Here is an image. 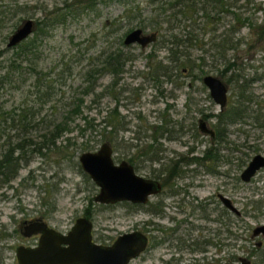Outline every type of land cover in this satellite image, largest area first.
I'll use <instances>...</instances> for the list:
<instances>
[{"label": "rangeland", "instance_id": "374dc122", "mask_svg": "<svg viewBox=\"0 0 264 264\" xmlns=\"http://www.w3.org/2000/svg\"><path fill=\"white\" fill-rule=\"evenodd\" d=\"M89 1L0 0V73L5 71L7 62L16 55L15 52L18 48L7 47L8 37L20 19L31 17L33 3L42 6L45 3L48 22L45 31L37 38V47L34 49L36 56H33L34 59L31 63L32 66L34 65V70L31 72L27 70L31 66L28 60L31 57L30 53L27 55L28 58L19 56L17 61H20L22 68L26 67L25 72L20 77L15 72V83L8 82L0 89V99L4 105L10 107L25 102L35 108L37 113L35 121L40 127L33 129L31 132L33 137L44 131L45 123L57 120L56 118L64 115L66 110L74 107L76 103L80 104L81 111L72 114L73 116L69 120L71 130L57 139V143L61 144L64 143V136L70 135L72 144L69 146V151L73 150L75 157L62 158L61 161L56 162L57 156L45 157L34 154L28 164L19 169L18 176L11 183L17 185L20 178L25 176L30 169L34 180L27 179V184L19 186L16 191L5 186L0 188V231L4 228L8 233L5 238L0 240V264H18L15 247L18 244L33 245L36 243V237H25L18 229L23 219L42 216L51 226L66 232L75 218L82 215L86 206L89 205L94 239L110 243L119 233L142 229L145 219L154 218L153 215L145 214L142 208L133 206L128 201L103 204L92 199L97 191V186L89 176L84 175L82 169V172L79 170L77 157L84 150H96L101 142L107 139L102 136L98 125L96 129H87L83 135H79L78 129L79 126H82L83 115L94 117V122H96L102 118L108 108L116 107L124 126L115 131L116 136L111 142L114 148V161L118 162L122 158L127 159L132 155L137 165L135 171L141 175L153 177L159 163L158 161L151 162L141 151L143 145L151 141L152 135L157 133L153 132L151 125L161 123V112L165 102L174 104L169 110L174 119L179 118V114L185 111L184 107L187 106L185 104L187 97L185 96L188 94L192 98L191 101H188L190 102L188 106L194 111L195 120L201 112H215L218 109L209 90L198 78H195L192 89H189L185 83L175 89V94L171 95L170 88L173 87V79H176L174 75L170 79L166 75H160L158 81L149 77L151 73L149 65L151 62L153 63L147 56V53L150 52L156 55L155 58H161L166 71L171 74L182 69L181 67H172L174 62L166 57L170 51L166 45H160L159 41L167 37L171 31L180 36L179 32H183L181 30L183 21L171 29H166L169 26L168 21H162L157 41L149 43L143 48L138 43L124 45L122 41L127 28L144 25L145 31H151L156 26L153 17L158 18L159 16L155 10L153 11V6L148 4L147 0H95L91 6H88L87 2ZM237 3H244V0H238ZM244 8L242 7V9ZM166 12L168 13L169 10ZM246 13L252 15L257 21H264V0L248 2ZM34 14L42 16L43 10L38 9ZM162 17L163 14L160 15V18ZM173 20L172 23L176 22ZM234 21L232 16L221 13L217 22L208 24L207 32L203 33L198 28L194 30L205 43L203 47H191L189 49L190 58L195 59V63H197L200 62L199 57L202 56L203 69L224 80L233 74L232 68L224 70L229 60H234L238 64L237 66L244 67L241 71L245 75H252L255 67L258 66L257 72L263 77L252 82V90L264 98V47L258 43L252 48L248 47L247 43L254 40L255 35H250L247 26L233 32L229 31L234 25L232 24ZM212 26L214 29H209ZM34 34L29 35L28 39L35 37ZM227 35L231 36L233 41H238V44L237 47L227 48L224 52L225 56L222 57L211 45L213 41H218L220 36ZM181 37H185V35ZM246 41L248 42L246 43ZM117 49H121L130 58L125 62L123 71L115 77V82H112L113 77L110 73L104 72L98 77L95 85V91L99 92V95L83 93L86 82L83 80L82 73L87 68L89 59L96 66H101L100 62L104 55L100 54L101 51L106 53L107 50ZM235 71H237L236 68ZM188 78L185 76V80ZM180 79L184 78L180 77ZM36 82L39 83L41 89L39 92H36ZM108 84L110 87L108 90H104ZM49 87L52 88L51 95ZM161 87L166 89L165 94L159 93ZM44 89L47 91L46 97ZM228 94L232 98L235 97L231 89ZM44 98L46 99L44 100ZM204 107L206 108L204 109ZM190 122L186 120L184 124L188 126ZM177 126L178 124L173 123L171 127L177 128ZM249 126L248 123L231 125L227 136L230 143H222L217 162L208 160L207 165L211 164L219 171L227 169L229 173L232 169L233 175H236L254 154H264V135H260L258 129H252ZM242 127L249 129L247 134L241 130ZM13 131V129H1L0 145L6 132L12 134ZM157 140L159 141L157 145L162 143L166 149L163 154L169 157L168 159L177 156L175 151H187L191 145L194 148L189 155H200L204 147L211 144L209 136L200 134V132L197 137L184 133L179 139L160 137ZM84 142H87L88 147L81 149L80 146ZM234 144L237 149L230 150V146ZM241 159L244 162L240 167ZM166 162L165 159L163 164ZM192 162L188 166H194L195 162ZM184 173L187 174V172ZM199 173H196V177H193L192 180L194 181V178L203 179L202 185L192 187V191L203 195L206 192V175L203 176L200 171ZM226 179L228 176L207 173V196L216 197V192L221 190L232 199L238 200V206L245 207L249 210V214L258 215L245 218L243 235L246 239V236L248 237L250 234V226L255 223H264V168L260 169L250 181L239 182L240 188L237 194L232 183H224ZM45 182L49 183L48 194L43 191L46 185L43 186L44 188L40 186ZM43 194L46 195V203H42ZM157 197V195H153L152 200H156ZM210 219H207L208 226L211 228L219 226L218 222ZM225 222L226 226L229 225L227 220ZM232 225L236 230L235 221ZM223 226L225 227V225ZM225 240L227 239L225 238ZM262 240L264 245V237ZM229 248L235 250V238L231 239L227 248L225 247L226 250ZM209 251L208 255L217 257L213 246ZM226 253L228 257L230 254ZM129 264H161L157 248L152 249L146 257L144 254H140Z\"/></svg>", "mask_w": 264, "mask_h": 264}, {"label": "flooded vegetation", "instance_id": "af4514ba", "mask_svg": "<svg viewBox=\"0 0 264 264\" xmlns=\"http://www.w3.org/2000/svg\"><path fill=\"white\" fill-rule=\"evenodd\" d=\"M90 2H95V0H90L89 2H87L88 6ZM44 4L43 6L40 4H34V3L31 5L32 15L29 18L33 20V24H32V31L30 32L29 35H31L32 33H35L34 34L35 37L28 39L29 35H27L22 40L18 41L17 43L11 46H7V47H10V48L18 47L19 48V45L23 44L26 41H33L35 45L33 50L37 47L38 35L45 31V26L48 24L47 10ZM38 9L43 10L42 16H37L34 14L35 11H37ZM24 19L25 18L20 19V22L16 24L14 30ZM178 23L180 22H177V21L173 22L171 26L166 27V29H171L174 26H176ZM42 26L44 28H42ZM138 27L142 29L143 33H150L151 31H156L155 39L153 41L148 42L144 46H142L139 42L125 43L124 42L125 35L132 29H135ZM186 28H184L183 23H182L181 30L183 32L182 33L179 32L180 36H178L177 33L171 31L167 34V37L159 41L160 45H163V46L166 45L168 51H170V49L168 48V46L170 45L169 41L173 40L174 37L175 39L178 38L181 40L186 38V35L185 37H181L184 35ZM152 29L153 30L151 31H145L144 25L136 26V27L135 26L129 27L124 31L122 42L124 45L138 43L143 48L147 46L149 43L157 41L158 34L160 33L159 32L160 26H158L157 24ZM117 50H121V49H117ZM112 51H116V50H112ZM30 54H31V57L29 58L34 59L33 56H36L35 53L33 52ZM152 54L154 55V57L148 56L150 62L153 61L154 59H157L155 58L156 55L154 53ZM122 55H124L125 57L127 56V54L125 53H123ZM177 55L178 54H175L173 50H171L170 53L166 55V57L169 58V60L170 59L172 60L171 62H174L172 67H177L176 65H179L178 61H174L176 59L179 60V57H177ZM20 56H23V55H20ZM129 58L130 56L128 55V57H126L125 62ZM150 58H153V59H150ZM157 60H161V58ZM124 65L122 66V71H123ZM166 70H167L166 67H163L159 71L160 74L158 75V77L160 75H166L170 79L174 75L176 79H173V82H174L173 87L170 88L171 95H174L175 94L174 90L180 88L185 83L189 89H192L194 87L195 78L200 79L203 85L208 89V87L203 81L204 75L207 74L206 71L200 72L199 70H194V69L183 67L181 70H177L175 72L172 71L174 73L171 74V72H168ZM121 72H119L118 75ZM185 76H188L189 78L185 80ZM180 77H183L184 79H180ZM220 78L224 82H226V84L228 85V92H229L230 85L227 82V78L226 80H224L222 77ZM158 80L159 79L157 78L156 81ZM165 91L166 89H164L163 87L159 89L160 94H165ZM185 97H187L186 98L187 101L185 100V104L187 106L184 107L185 111L183 113L181 112L182 114H179V118H177L178 120L171 117L169 113V110L172 109L174 104L172 102H165V105L161 112V123L153 124V125H157V128L155 127L156 128L155 131L157 133L156 134L154 133L151 137V141L146 142L142 147L143 150L141 152H143V154H145L151 162L158 161L159 163V166L156 168V173L153 177L142 175L146 178H151L155 180L159 185L158 190L156 192L148 194L146 200L142 202H133L130 200H119V201H128L132 203L133 206L142 208L145 214L154 216V218L152 219H145L142 229H139L146 236V244L144 248L136 256L132 257L127 264H129L132 259L136 258L140 254H144L146 257L147 255L150 254V251L154 248H157L158 259L161 264H264V248H263L264 245H263V240H262V238L264 237V230L258 228L260 226H264V223H255L252 226H250L251 228L250 234L248 237L246 236V239L243 235L244 228H245V224H244L245 218L248 216L257 217L258 215L249 214L248 213L249 210H247L245 207L238 206V200L232 199L226 193L221 192V190L216 192V197L207 196V173H215V174H221L223 176L224 175L228 176V179L224 180V183L225 184L229 182L232 183L234 185L233 189L236 191V194H237L238 189L240 188L239 182L250 181L251 178L260 169L264 167L257 169L255 173L249 178V180H244V178L242 177V171L245 166L242 167L240 171L236 173V175H233L232 169L229 173L227 169H225L224 171H219L213 165L211 164L207 165L208 160H210V162L211 161L217 162V160L220 157L218 152H219V149L222 143L224 144L230 143V140L227 138V136L230 131L231 125H228L226 129H224V136H220L217 133V129H216V122L218 120V115L222 111H224L225 108L228 106L230 96L227 93V102L222 108H220L219 105L213 100L215 104L218 106V109L215 112H201L200 116H198L196 120H195V115L193 113L194 111H192V108L188 106L190 104V102L188 101L192 100L191 95L188 94ZM205 108L206 107H204V109ZM175 111L180 112L177 109H175ZM201 119L205 122L206 127L208 126L213 129V132H214L213 135H211L210 133H207L206 131L201 130L200 128ZM186 120L189 122L191 121L188 126L184 124V121ZM173 123L178 124L177 128L171 127L173 126ZM199 132L200 134H203L206 136L208 135L211 141V144H209V146H205L200 155L198 154L189 155L190 153H192V150L194 148V146L191 145L189 146L187 151H175L177 156L175 158L172 157V159L171 158L168 159L169 157H166V155L163 154V152L166 149L163 147L162 143L157 145L159 143L157 139L160 137L167 138V139H176V138L179 139L180 136H183L184 133H189L193 135V137H197L199 135ZM112 140H107V141L110 143L112 147V156H113L114 148L111 143ZM150 143L153 144L152 149H154V152L150 151L152 153H149V152L145 153L144 148H146L147 145ZM234 148L237 149V146L235 144L233 146H230V150H233ZM208 149L209 150L212 149L216 154H218V157L214 158L212 155H207ZM165 159L167 160V162L163 164V161ZM125 160H127L129 163L132 164L134 171H135V168L137 165H136V161L134 157L130 155ZM192 161L195 162L194 166H188L190 163H193ZM243 162L244 160L241 159L240 167L243 165ZM199 171L202 172L203 176L204 174L206 175L205 177L206 192L203 195H199L197 192L192 191V187H199L202 185L203 179L194 178V181L192 180L193 177H196V173L200 174ZM184 172H187V174H185ZM86 174L88 175V173ZM95 185L97 186V191H96L97 193L98 185L96 183ZM95 194L93 195V198H92L94 201H96L94 199ZM153 195L158 196L156 200H152ZM220 195L226 196L229 200L228 201L223 200ZM90 201H91V198H90ZM119 201H116V202H119ZM116 202H106L103 204H113ZM99 203H102V202H99ZM80 216H84L91 221L92 223L91 233H92L93 241L98 242V243H103V244H109V243H104L102 241H97L94 239L93 221H92V215H91V210L89 208V205L86 206V208L83 211V214ZM80 216H77V217H80ZM39 217H41L43 220H45L48 223V221L45 218H43L42 216H38V218ZM32 218H37V217H32ZM209 218H211L210 220H214L215 222H218L219 226H216L215 228L214 227L211 228V226H208L207 219ZM226 220L229 223V225L227 226L225 222ZM233 221H235L236 230L233 228V225H232ZM48 225L51 226L49 223ZM223 225H225V227ZM20 226L21 224H19L18 227L20 228ZM28 237H36V239H38V234H32ZM225 238L227 240H225ZM232 238H235L236 248L235 250H232L230 248L229 250L228 249L226 250L225 247L227 248V245H230V241ZM212 246L214 247V250H215L214 252L215 254H217V257L216 256L212 257L211 254L208 255V252L210 253L209 250ZM226 252L230 254L228 257L226 255L227 254Z\"/></svg>", "mask_w": 264, "mask_h": 264}, {"label": "trees", "instance_id": "16d2710c", "mask_svg": "<svg viewBox=\"0 0 264 264\" xmlns=\"http://www.w3.org/2000/svg\"><path fill=\"white\" fill-rule=\"evenodd\" d=\"M251 0H244V3H237L238 0H147V3L153 6V11L159 16L154 19V24H158L162 21H168V25L171 26L172 20L178 22L183 21V26L186 28L184 39L170 40V45L168 48L178 54L179 65L177 67H186L189 69H197L200 72H205L202 67L203 57H199L200 62L195 63V59L190 58L189 49L191 47H203L204 41L202 37H199L194 30L201 29L203 33L207 32L208 24L217 22L220 18V14L230 15L234 18V25L229 31L233 32L243 26H247L250 35L254 34L255 39L246 41L248 47L252 48L255 44H261L264 47V21H257L252 15L246 13V6ZM89 3V6H91ZM242 7H245L242 9ZM241 8V9H240ZM258 8V6H257ZM169 10L167 13L166 11ZM163 17L160 18V15ZM179 16V17H178ZM173 20V21H174ZM190 27V28H189ZM42 28H44L42 26ZM209 29H214V26ZM238 41L232 40L231 36H220L218 41H213L212 47H214L219 54L224 57L225 50L227 48L237 47ZM35 47L33 41H26L19 45L16 49V55L10 58L6 64V69L3 73H0V89L3 88L8 82L15 83V72L18 76H22L25 72V68H22L20 61H17L20 55L27 57L29 53H33V48ZM101 51L103 55L101 66H96L91 59L87 63V68L83 71V80L86 82L83 93H92L93 95H99V92L95 91V85L98 77L104 72H109L115 82L118 73L122 71V66L125 63L126 57L122 50ZM147 53V56L154 55ZM182 58V59H181ZM30 65L33 59L28 58ZM238 64L234 60H229L226 64L224 70L232 68L233 74L227 77V82L230 85V89L235 95L234 98L229 97L228 106L218 115V120L216 122L217 133L220 136H224V129L228 125L248 123L249 128L258 129L260 135H264V98L260 97L259 94H255L252 90V82L257 79H261L263 75L259 74L257 67H255L254 73L252 75H245L242 73L244 67L237 66ZM34 66V65H33ZM32 65L27 69L30 72L33 71L34 67ZM161 60L154 59L153 63H150V77L153 80H157L159 71L163 68ZM165 67V66H164ZM235 68L237 71H235ZM240 68V70H239ZM69 69V68H68ZM70 73V71H69ZM36 92H39V83L36 82ZM110 84H108L104 90H108ZM51 87H49V94H52ZM45 97L47 91L44 89ZM101 92V91H100ZM46 98H44L45 100ZM81 102V99H79ZM80 104L76 103L71 109H67L64 115L56 118L57 120H52L49 123H45L44 131L40 132L33 137V129H39L38 122H36V110L31 105L21 102L18 105H11L7 107L4 102L0 99V131L1 129H13V133L10 134L6 132L5 138L0 145V188L5 186L6 188H13L14 191L18 189L19 186H25L27 179L31 178L34 180V175L31 169L28 170L27 174L20 178L17 185H13L11 182L19 174V169L28 164L31 157L34 154L43 155L45 157L54 155L57 156L56 162L62 160V158L75 157L74 151H69V146L71 143L70 135L64 136V143L58 144L57 139L59 136L67 133L71 130L69 125L70 118L80 111ZM73 114V115H72ZM100 126L102 131V136L107 140H112L116 136V130L119 127H123V120L120 118L116 107H110L105 111V114L99 121L94 122V117H88L83 115L82 126H79L78 134L83 135L84 131L87 129H96ZM110 127L109 129L107 127ZM153 131L155 132L157 125H151ZM156 127V128H155ZM240 128V127H238ZM243 132L248 133L249 129L241 128ZM115 132V135H113ZM1 136V135H0ZM219 138V137H218ZM76 147V146H73ZM88 147L87 142L81 144V149H86ZM153 144L150 143L144 148L145 153L154 152ZM152 151V152H150ZM207 155H212L214 158L218 157L212 149L207 150ZM59 158V159H58ZM79 163V162H78ZM81 166L79 164V170L81 171ZM82 172V171H81ZM86 177L88 175L83 172ZM47 179L46 177H44ZM33 184V183H32ZM31 184V185H32ZM48 182L44 184L41 183L40 186L44 188L45 194H48ZM42 188L39 190L41 192ZM4 194V193H3ZM46 195H42V203H46ZM8 233L4 230L0 231V240L5 238Z\"/></svg>", "mask_w": 264, "mask_h": 264}, {"label": "water", "instance_id": "95a60500", "mask_svg": "<svg viewBox=\"0 0 264 264\" xmlns=\"http://www.w3.org/2000/svg\"><path fill=\"white\" fill-rule=\"evenodd\" d=\"M33 20L25 18L10 34L7 46L25 38L32 31ZM156 37V31L143 33L141 28L129 31L125 43L139 42L142 46ZM203 81L209 89L212 99L222 108L227 102L228 85L219 76L207 73ZM200 128L211 135L213 129L206 127L200 120ZM79 164L90 178L98 185L94 199L98 202H116L130 200L145 201L147 195L156 192L158 183L134 171L131 163L122 159L115 162L112 147L107 140L101 142L96 150H86L78 154ZM264 167V154H254L242 171L244 180L255 171ZM228 201L226 196L220 195ZM20 232L23 236L38 234L34 245L18 244L15 255L18 264H127L146 244V236L139 229L118 234L109 244L93 241L92 223L84 217H77L67 232H61L41 217L21 221ZM264 230V226L258 227Z\"/></svg>", "mask_w": 264, "mask_h": 264}]
</instances>
